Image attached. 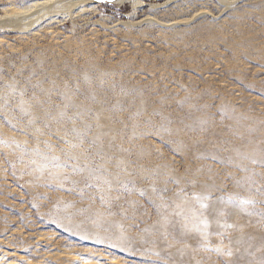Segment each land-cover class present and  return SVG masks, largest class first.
Instances as JSON below:
<instances>
[{
	"label": "rangeland",
	"instance_id": "374dc122",
	"mask_svg": "<svg viewBox=\"0 0 264 264\" xmlns=\"http://www.w3.org/2000/svg\"><path fill=\"white\" fill-rule=\"evenodd\" d=\"M16 13L0 264H264V0H0Z\"/></svg>",
	"mask_w": 264,
	"mask_h": 264
},
{
	"label": "bare ground",
	"instance_id": "6f19581e",
	"mask_svg": "<svg viewBox=\"0 0 264 264\" xmlns=\"http://www.w3.org/2000/svg\"><path fill=\"white\" fill-rule=\"evenodd\" d=\"M61 4V3H60ZM46 9V8H45ZM49 9V8H47ZM57 10V9H56ZM45 11V10H44ZM48 11V10H46ZM33 13V12H32ZM31 15V14H30ZM48 15V14H47ZM41 16V15H40ZM27 14H13L11 15L4 23L0 24V27L3 28H18L20 27V25H22V23L27 20L26 19ZM32 17V16H31ZM29 17V19L31 18ZM43 17V16H42ZM32 20V19H31ZM34 20V19H33ZM24 25V24H23ZM27 25V23H26ZM24 27V26H23Z\"/></svg>",
	"mask_w": 264,
	"mask_h": 264
},
{
	"label": "snow or ice",
	"instance_id": "6c2138e0",
	"mask_svg": "<svg viewBox=\"0 0 264 264\" xmlns=\"http://www.w3.org/2000/svg\"><path fill=\"white\" fill-rule=\"evenodd\" d=\"M196 199H199V197H196ZM248 203V202H245ZM201 207H207V205H201ZM204 227L207 228L208 227V223L207 221L204 222ZM156 255H159V253H156Z\"/></svg>",
	"mask_w": 264,
	"mask_h": 264
}]
</instances>
